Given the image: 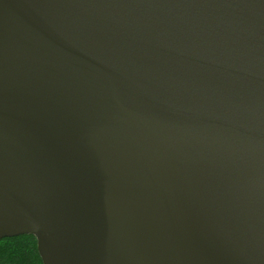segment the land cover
Returning <instances> with one entry per match:
<instances>
[{
	"label": "water",
	"instance_id": "water-1",
	"mask_svg": "<svg viewBox=\"0 0 264 264\" xmlns=\"http://www.w3.org/2000/svg\"><path fill=\"white\" fill-rule=\"evenodd\" d=\"M43 264H264V0H0V240Z\"/></svg>",
	"mask_w": 264,
	"mask_h": 264
},
{
	"label": "trees",
	"instance_id": "trees-1",
	"mask_svg": "<svg viewBox=\"0 0 264 264\" xmlns=\"http://www.w3.org/2000/svg\"><path fill=\"white\" fill-rule=\"evenodd\" d=\"M0 264H43L32 235L0 240Z\"/></svg>",
	"mask_w": 264,
	"mask_h": 264
}]
</instances>
